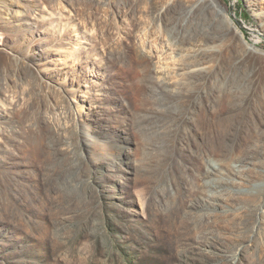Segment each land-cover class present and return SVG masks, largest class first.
<instances>
[{"label": "rangeland", "instance_id": "obj_1", "mask_svg": "<svg viewBox=\"0 0 264 264\" xmlns=\"http://www.w3.org/2000/svg\"><path fill=\"white\" fill-rule=\"evenodd\" d=\"M218 2L0 0V264H264V0Z\"/></svg>", "mask_w": 264, "mask_h": 264}, {"label": "bare ground", "instance_id": "obj_2", "mask_svg": "<svg viewBox=\"0 0 264 264\" xmlns=\"http://www.w3.org/2000/svg\"><path fill=\"white\" fill-rule=\"evenodd\" d=\"M203 2L207 3L210 9L216 10V12L219 15H222L223 17H225L230 22V26L233 29L237 30L239 28L237 24L235 23V21L233 20V18L230 17L229 13H227L225 9L220 5L218 0H203ZM249 52L253 55L254 53H257L258 51L254 48V46H251L249 48Z\"/></svg>", "mask_w": 264, "mask_h": 264}]
</instances>
